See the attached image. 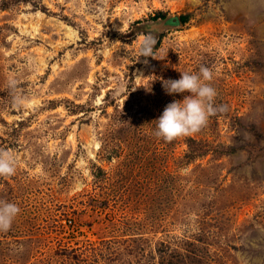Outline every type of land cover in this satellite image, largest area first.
I'll use <instances>...</instances> for the list:
<instances>
[{
    "label": "rangeland",
    "instance_id": "rangeland-1",
    "mask_svg": "<svg viewBox=\"0 0 264 264\" xmlns=\"http://www.w3.org/2000/svg\"><path fill=\"white\" fill-rule=\"evenodd\" d=\"M9 1L0 149L17 172L0 199L21 212L0 232V264H264V0ZM160 10L193 16L155 27ZM201 65L216 115L157 138L188 95L163 80Z\"/></svg>",
    "mask_w": 264,
    "mask_h": 264
},
{
    "label": "clouds",
    "instance_id": "clouds-1",
    "mask_svg": "<svg viewBox=\"0 0 264 264\" xmlns=\"http://www.w3.org/2000/svg\"><path fill=\"white\" fill-rule=\"evenodd\" d=\"M143 44L142 55L153 56L151 47L147 45V37ZM181 73L179 79H167L162 82V87L168 95L188 93L183 100L169 103L156 120L154 135L169 143L197 134L218 111L216 105L218 93L211 83L214 79L213 70L201 65L198 73ZM16 172L15 154L0 149V177L9 178ZM20 212L21 209L16 203L0 199V232H8Z\"/></svg>",
    "mask_w": 264,
    "mask_h": 264
},
{
    "label": "trees",
    "instance_id": "trees-1",
    "mask_svg": "<svg viewBox=\"0 0 264 264\" xmlns=\"http://www.w3.org/2000/svg\"><path fill=\"white\" fill-rule=\"evenodd\" d=\"M30 1H32V0H30ZM9 3H11V0L9 1ZM8 3V4H9ZM7 4V5H8ZM168 16V14L165 12V11H163V10H160L154 17H155V21H157V23H155L154 25H155V27H162V23H160V20L161 19H165L166 17ZM192 16H193V12H186V13H184V14H181V17H182V22H183V24H186L187 22H189V20L192 18ZM159 25V26H158ZM162 34H160L158 37H160V38H162V36H164V31L163 32H161ZM158 37H151V38H148L147 39V45L148 46H150V44L155 40V39H157ZM159 46H160V43H159ZM159 46H157V44H155V48H158ZM147 57H149V56H147ZM142 62V60H140V63ZM95 173H97V175L98 176H101V174L99 173V172H95ZM103 203V207H106L107 205H108V202H102Z\"/></svg>",
    "mask_w": 264,
    "mask_h": 264
},
{
    "label": "water",
    "instance_id": "water-1",
    "mask_svg": "<svg viewBox=\"0 0 264 264\" xmlns=\"http://www.w3.org/2000/svg\"><path fill=\"white\" fill-rule=\"evenodd\" d=\"M165 26L174 25L181 26L183 24L180 14H173L163 20Z\"/></svg>",
    "mask_w": 264,
    "mask_h": 264
},
{
    "label": "bare ground",
    "instance_id": "bare-ground-1",
    "mask_svg": "<svg viewBox=\"0 0 264 264\" xmlns=\"http://www.w3.org/2000/svg\"><path fill=\"white\" fill-rule=\"evenodd\" d=\"M42 16V15H41ZM42 18V17H41ZM55 20V19H54ZM57 21H58V18L56 19ZM46 21V20H45ZM56 22V21H55ZM59 22V21H58ZM53 24V23H52ZM36 25V24H35ZM49 25V24H48ZM54 25V24H53ZM34 26V25H33ZM32 26V27H33ZM36 28H37V26H36ZM38 29H39V27H38ZM38 29H37V31H38ZM69 32V31H68ZM73 33V32H72ZM67 38V37H66ZM36 48V47H35ZM39 57H41V56H39ZM40 60V59H39ZM99 100H100V98H99ZM97 103V102H96ZM44 117V116H43ZM40 121V120H39ZM38 123V122H37ZM34 128V127H33ZM86 133V132H85ZM86 138V137H85ZM92 157V156H91ZM82 161V160H81ZM80 161V162H81ZM114 161V160H113ZM79 166V165H78ZM80 166H81V164H80Z\"/></svg>",
    "mask_w": 264,
    "mask_h": 264
}]
</instances>
